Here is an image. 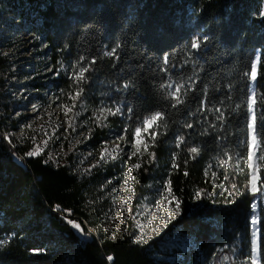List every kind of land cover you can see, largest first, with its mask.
<instances>
[{"label":"trees","instance_id":"trees-1","mask_svg":"<svg viewBox=\"0 0 264 264\" xmlns=\"http://www.w3.org/2000/svg\"><path fill=\"white\" fill-rule=\"evenodd\" d=\"M261 10L264 0H0V264L159 263L153 255L156 242H134L130 226L127 232L101 230L97 213L88 206L118 165H98L87 172L66 152V162L54 166L45 163L42 156L26 157V150L4 139L15 122L9 120L12 100L8 94L13 61L2 52V30L6 26L16 32L22 30L29 40L43 44L42 54L54 71L48 84L63 101H72L69 93L75 95L83 88L76 105L83 102L91 106L85 116L100 107L99 102L105 108L125 105L123 115L106 120L102 117V126L96 120L90 125L88 141L93 150H101L109 129L124 134L127 124L134 132L145 117L156 111L164 114L162 123L166 122L167 131L161 127L159 131L164 134L149 148L155 160L147 163V154L135 157L134 163L140 162L142 167L132 172L137 198L150 192L151 187L163 188L164 181L170 179L173 194L181 201L183 214L171 221L164 235L186 236L191 245L170 248L167 253L174 260L162 264H211L219 249L235 245L236 260L250 264L254 194L247 191L246 165L240 161L244 172L234 166L237 154L247 158V145L241 141L246 139V99L252 81L245 73L251 72V63L258 55L253 89L257 114H264ZM7 14L17 22L10 23ZM197 35L207 40L200 49L191 50V40ZM117 45L115 56L104 55ZM166 54L168 71L162 72ZM80 57L85 59L81 61ZM93 58L96 62L85 73V81L74 85L68 77L79 68L72 65L79 62L85 67ZM169 82L193 85L184 103L175 108L174 101L165 98L166 90L159 87ZM125 84L131 86L124 89ZM202 100L208 102V108H221L225 120L218 121L219 113L214 111H199ZM242 101L240 110L234 111ZM128 107L134 111L129 113ZM127 135L132 141L131 132ZM178 136L185 137L179 148ZM144 138L151 144L150 137ZM261 143L264 147V136ZM191 147L199 148V153L189 154ZM174 152L178 154V168L172 167ZM229 155L233 166L225 168L220 161L228 160ZM209 165L212 167L205 176ZM259 175L264 182V166ZM233 184L236 189H232ZM225 188L233 196L228 192L222 196ZM198 189L213 195L196 201L193 197ZM231 199L235 202H226ZM56 205L71 210L67 218L79 222L86 233L95 231L87 237L77 234L62 218L66 212L53 211ZM257 209L258 251L264 264V206L259 202ZM32 249L46 251L34 254Z\"/></svg>","mask_w":264,"mask_h":264},{"label":"rangeland","instance_id":"rangeland-1","mask_svg":"<svg viewBox=\"0 0 264 264\" xmlns=\"http://www.w3.org/2000/svg\"><path fill=\"white\" fill-rule=\"evenodd\" d=\"M6 16L10 23L15 24L17 22L15 18H12L11 14H7ZM2 31H4L2 44L4 51L2 52H7V56L13 61L12 68L14 70L9 80L11 82V87H9L8 91L12 100V112L10 113L11 117H9V120H15V122L12 123L14 126L11 125L6 132V134H11L9 136L11 140L10 144L15 147L19 146L28 152L35 147L36 144H42L44 140H48L47 147L40 155L44 158V161L48 160L49 154L51 153L55 162L49 161L48 163L54 166L62 165L66 162V156L68 154H66V152H69L76 160L77 166L83 169H90L99 160L100 150H93L90 141H88L90 138L84 140V137H91L89 131L91 130L90 125L96 120L93 113L95 112L99 115V109L102 107L103 102H99L100 107L93 109L87 114L88 116H85V114L91 106L83 102L76 105V107L73 108V113L79 112L80 115L75 117V131H72V129L68 127V119L71 118L72 114L70 113L69 117H65L64 112L59 107V105H68L71 107L72 101L65 99L63 101L48 84L49 80H51L50 78L54 75V71L48 67L49 64L46 54H42L45 50L43 44L38 40H29L27 34L22 30L16 32L14 29L6 26ZM8 37H11L10 41ZM38 84L42 85L43 88H38ZM253 84L254 83L251 82V89H253ZM57 97L59 98L57 99ZM33 105L38 106L35 111L33 110ZM17 113H19V115H17ZM49 113H51V115H49ZM29 124L31 127H27ZM57 124L60 125L59 128H57ZM66 128L68 129L67 132H65ZM22 129L23 134L21 132ZM53 129H56L55 133H53ZM45 133H47V135H45ZM118 135H122V133L114 129H109L105 143L111 146L116 142V137ZM32 137H35V143ZM77 140H80L81 143H77ZM130 142L131 141H129L128 145L122 143V147H124L125 151L121 153L116 160H109L107 163L99 164L102 168H108L113 164L118 165V169L111 177H107L106 181H103L104 183L100 185L97 190L98 194L93 200H89L88 206L97 213V223L101 230L105 231V228H108V232H114L118 228L123 229L125 225L122 224L119 219L121 213L113 208V201H115V205L118 208L121 198L127 200V197L132 195V191L129 189L134 190V196L130 206L131 211L124 213V215L128 217L126 220L127 227L130 226L133 235L136 236L139 235V230L135 227L136 220L146 224L147 218H152L155 215V203L156 200L159 199L160 192L163 188H159L158 186L151 187L150 192L137 198L132 180L129 189H124L123 196H121L120 192L114 191L115 189L124 188V172L127 171L135 161V157H133L130 162L128 161V154L131 151ZM89 153H92V155H88ZM110 180L112 181L111 184L108 183ZM258 187L260 186L258 185ZM109 193H111V195H108ZM253 196V203L257 205V208L259 202L264 206V194L256 193ZM146 207L148 208V212L145 213V215L137 214L138 210L142 212ZM257 208L255 213L251 208V219L253 214H256L258 217ZM111 215H115L116 219L110 220L106 218ZM132 217H135V219ZM159 222V220L155 221L157 224ZM147 231L148 235L153 234L151 230ZM164 231L161 232L160 235L154 236L153 240L148 241V243L156 242L158 245L157 250H155L153 254L154 258L159 262L156 264L174 260L173 256L168 255V250L170 248L179 247L180 249H186L191 245V239L189 240L188 237L178 235L169 237L164 235ZM252 233L253 226L251 222V242ZM258 233L259 229L257 222V244L259 239ZM237 247L238 245L219 249L211 261V264H249L246 261L236 260L235 253ZM152 248L155 249L154 245ZM224 256L229 257V259L224 261Z\"/></svg>","mask_w":264,"mask_h":264},{"label":"snow or ice","instance_id":"snow-or-ice-1","mask_svg":"<svg viewBox=\"0 0 264 264\" xmlns=\"http://www.w3.org/2000/svg\"><path fill=\"white\" fill-rule=\"evenodd\" d=\"M260 16L264 17V10H261ZM207 37H201L197 35L191 40L190 44V49L191 50H198L200 49L202 42L206 41ZM119 48V45L114 47L111 51H107L104 53L105 56L108 57H113L116 55L117 50ZM118 58V57H117ZM85 58L80 57V60L83 61ZM260 61V56L258 55L256 57V60L251 63V72L250 73H245L246 76L250 75V79L253 83H255L258 75V63ZM95 58L89 63L88 66L85 67H80L79 62L74 63L72 65L73 69H76L77 67L79 68V71H73L71 74H69V79L73 80L74 85L78 86L82 81H85V73L90 71L91 65L95 64ZM168 63H169V56L166 54L163 58V67L161 68L162 72H167L168 71ZM63 66H61L62 68ZM60 69L57 70V75L59 74ZM131 85L130 84H125L123 87L124 89L129 88ZM192 84H187L185 85L183 82L180 83H175V82H169L166 84H161L159 87L161 89L166 90V99L174 101L172 104V107L175 108L178 105H182L184 103V97L187 95V92L192 88ZM251 91V95L247 96L246 99V139L244 141H241L242 144L246 143L247 145V158L244 159L243 157H239L237 154V165L234 167L237 168L238 171L244 172L245 169L239 167L240 161L242 160L244 165H246L247 168V176H248V188L247 191H250L253 194L256 193H261L264 194V182L261 181V177L259 175L262 166H264V147H262L261 143V136H264V114L258 116V110H257V99H256V93L254 89H249ZM206 91V89H205ZM83 93V88H79L78 91L76 92L75 95H72L69 93V98L72 100V106L69 107L68 105H59L61 110L64 112L65 117H69V114L71 113L72 116L71 118L68 119V127L72 129V131H75V117L79 116V112L73 113V108L76 107V102L77 100L81 97ZM59 97H57L58 99ZM206 101H201L200 102V108L198 109L199 111H214L216 113H219V115L216 116V119L218 121L223 122L225 120V115L224 112L221 110V108L216 107V108H208L207 107ZM244 101L241 102V104H238L236 106V109L234 111H239L240 108L243 106ZM38 106L33 105V110ZM125 105L123 104H116V106L113 107H101L99 109V115L97 113H93V115L96 117V122L98 126H102L100 124L101 117L103 119H107L108 116H116V115H123V109ZM134 109L132 107H128V112L132 113ZM19 115V113H17ZM51 115V113H49ZM165 120L164 114L161 111H156L154 114H152L149 117H145L141 123H138L137 126L135 127L134 132L131 130V128L126 124L124 128V134L118 135L116 137V142L113 143L111 146L108 143H104L103 147L100 150V157L99 160L96 162L95 165L92 167L98 166L100 163H107L109 160H116L118 156L125 151L124 147H122V143L124 145L129 144L128 140V133L131 132L132 135V141L130 142V147L131 151L128 154V161L130 162L133 157H140L143 158L145 154L148 155V160L146 161L147 163H151L152 161L155 160V153L154 152H149V148L155 146L158 138L160 135H163V132H160L159 129L161 127L164 128L165 132L167 131V124L162 123ZM59 124H57V128H59ZM27 127H31L29 124ZM185 127L191 128L193 127L192 124H186ZM56 129H53V133H55ZM68 129H65V132H67ZM91 133V130H89ZM23 134V129L21 130ZM11 134H5L4 139L8 140L9 143H11V140L9 139V136ZM47 135V133H45ZM145 135L150 137L151 139V144L148 143V141L144 138ZM90 136H85L84 140H88ZM51 139V138H49ZM33 142L35 143V137H32ZM48 140H44L42 144H36L35 147H33L31 150L25 153L26 157H36L40 156L45 148L48 145ZM185 142V137L184 136H178L176 138V147L179 148L183 143ZM77 143H81L80 140H77ZM71 151V149H70ZM189 154H198L199 153V148L197 147H191L188 149ZM88 155H92V153H89ZM177 153L172 154V167L173 168H178L179 165L177 164ZM193 159L195 156L192 157ZM233 157L231 155L228 156V160H221L220 164L224 166L225 168L231 167L233 165L229 164V161H231ZM49 161H54L52 154H49L48 160H45V163H48ZM187 163V161H185ZM142 167V164L140 162L131 164V166L128 168L127 171L124 172V188L123 189H115L114 191H118L121 193V196H123V191L124 189H129V185L131 184L133 177H132V172L134 170H138ZM212 166L209 165L208 168L205 169V176L208 175V170ZM85 171L90 172V169H86ZM188 173L185 172V175ZM171 173H169V176ZM212 176L215 178L216 177V172L212 173ZM115 179V178H114ZM225 179H228L227 176H225ZM109 184L112 183V181H108ZM258 183H260V187H258ZM213 187H216L215 182L213 181ZM232 189H236V185H232ZM132 191V195H129L127 197V200L121 198L120 204L117 208L115 205V201H113V208L117 211L120 212V222L124 224L123 229H116L115 231H124L127 232V225H126V220L128 217L124 215V213H128L131 211V202L133 200L134 196V190L129 189ZM224 192H228V195L231 197L233 196V192L229 191L227 188L224 189V191L221 192V195H224ZM243 194V193H242ZM108 195H111L109 193ZM211 192H205L203 189H198L194 193L193 199L196 201L203 200L205 197L211 198L212 197ZM147 200V198H146ZM227 203H234L235 200L231 199L226 201ZM127 205V207H126ZM174 205V207H173ZM252 209L253 212L255 213V210L257 208V205L255 203L252 204ZM53 211H63L66 212L67 215L63 216L62 218L66 221L68 225L71 226L72 229H74L79 235L82 236H89L93 230H90L89 232H85V229L81 226V224L77 221H74L72 219H68L67 216L71 215V210H62L59 205H56L53 208ZM148 212V208L146 207L144 211H139L138 210V215H145V213ZM183 214V209L181 207V201L178 197H176L173 194V190L171 187V180H165L163 183V190L160 192L159 199L156 200L155 203V215L152 218H147V222L141 223L139 220H136L135 227L139 230V235H136L134 237V242L136 243H141V244H146L148 241L153 240L154 236L160 235L161 232H163L168 225L171 223L172 220L176 219L177 217L181 216ZM107 219L110 220H115L116 216L111 215L107 216ZM135 219V217H132ZM156 220H159L160 222L157 224L155 223ZM257 220L258 217L256 214L252 215V226H253V233H252V242H251V251H250V256L248 257V260L250 261V264H261V256L258 251V244H257ZM151 230L153 233L152 235H148V231ZM109 229L105 228V232H108ZM115 235L112 236V239H115ZM0 243H3L0 241ZM227 247V245H225ZM45 249H32V252L34 254H41ZM215 255V253H213ZM109 261H112V257L109 256L107 257ZM229 257L224 256L223 260L227 261Z\"/></svg>","mask_w":264,"mask_h":264}]
</instances>
